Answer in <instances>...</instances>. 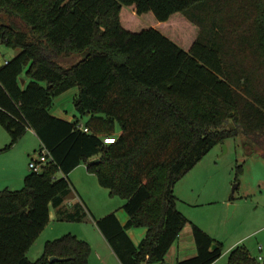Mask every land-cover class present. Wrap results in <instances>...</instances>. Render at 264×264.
<instances>
[{
    "label": "trees",
    "instance_id": "obj_1",
    "mask_svg": "<svg viewBox=\"0 0 264 264\" xmlns=\"http://www.w3.org/2000/svg\"><path fill=\"white\" fill-rule=\"evenodd\" d=\"M124 6L162 22L180 13L178 23L194 28L190 45L156 27L133 29ZM0 45L20 49L0 65L4 149L31 128L53 159L21 188L0 190V264H89L91 245L71 233L48 240L36 260L27 254L52 207L60 220L89 218L81 202L65 204L82 163L125 200V222L116 211L95 219L122 264H166L191 222L177 206L180 178L228 137L264 154V0H0ZM72 88L84 123L51 112ZM133 227L146 228L138 244ZM192 231L197 254L175 264L215 262L222 243L195 223ZM225 264L264 260L237 245Z\"/></svg>",
    "mask_w": 264,
    "mask_h": 264
},
{
    "label": "rangeland",
    "instance_id": "obj_2",
    "mask_svg": "<svg viewBox=\"0 0 264 264\" xmlns=\"http://www.w3.org/2000/svg\"><path fill=\"white\" fill-rule=\"evenodd\" d=\"M131 13L135 15L133 16ZM122 15L125 24H129L135 30L156 27L184 48H187L191 43L194 28L178 23L182 20L178 18L182 16L180 13H175L169 22H162L157 20L152 12L139 15L132 11L131 6H124ZM9 21L23 25L22 20L18 18H9ZM19 51L20 49L0 45V65ZM77 92V88H72L56 97L51 112L64 118L78 117L84 123L88 116L81 117L76 110ZM6 139L8 141H5ZM9 141L8 131L0 124V144L4 147ZM40 146L41 142L38 136L35 133H28L11 147L0 151V154L4 157L12 153H20L27 148H33V156L36 157L39 154ZM4 170H6L4 162L0 158V171ZM87 171V165L83 163L82 166L74 169L73 178L98 179L93 172H91L92 178H85L83 174ZM23 185L24 181L19 187L12 185L11 188H20ZM99 185L98 187L106 192L96 191L90 186L87 191V196H90L88 200L95 207L93 210L95 213H90L89 218L85 221L94 227H97L95 219L106 214L103 212L120 210L119 201L123 203L125 201L117 195L108 196L109 190L101 184ZM5 187L6 184L0 185V190ZM176 192L179 196L178 209L192 223L197 224L222 243L223 253L215 260V264H225L231 249L237 245L246 246L256 257L262 253L264 260V248L261 252L259 250L260 244L264 247V154L258 148H254V144L248 138L239 135L228 137L224 142L217 143L180 178ZM232 204L235 205L234 209H231ZM52 210L54 211V208ZM123 213L126 214L124 209ZM191 222L183 228L182 237L187 247H196ZM77 225L81 226L82 223L60 220L56 218L55 214L51 217L41 237L29 249V258L36 260L42 255L43 251L41 253L37 251V247L41 245L38 244L39 241L46 240L47 236L53 240L67 233L76 232L74 227Z\"/></svg>",
    "mask_w": 264,
    "mask_h": 264
},
{
    "label": "crops",
    "instance_id": "obj_3",
    "mask_svg": "<svg viewBox=\"0 0 264 264\" xmlns=\"http://www.w3.org/2000/svg\"><path fill=\"white\" fill-rule=\"evenodd\" d=\"M57 116H59V115H57ZM60 117H62V116H60ZM66 119L73 120L75 118H73V119L66 118ZM28 133L33 134L35 132L33 129L29 128L21 138H23ZM9 136H10V134H9ZM5 141H8V140L6 139ZM9 142H7L6 145ZM6 145L4 147H2V144H0V151H2L6 147ZM1 156H2V154H0V158L4 162V168L6 170L0 171V185L6 184L5 188H10V189H13V188H11L12 185L14 187H19L21 185V183H23L25 176L31 171L30 168H28V164L31 161V159L35 157V156H33V148L24 149L20 153H12L11 155H5L4 157L3 156L1 157ZM28 160H29V162H28ZM82 165H83V163L80 164L79 166H77L75 168V170ZM73 175H74V170H72L69 174V179H70V182L72 184V191L68 195V197L66 198L65 204L67 206H72L77 202H81L84 205V207L86 206V208L92 214H94L95 212H93V210L95 209V207L88 200V198L90 196H87V191L89 189V186L91 189H96V191H102V192H106V191H103V189H100V187H98V186H100L98 179H76V178L74 179ZM83 176L85 178H89L92 176V173L88 170L86 173L83 174ZM179 181L176 183L175 188H174V191H175L177 196H178V194H177L176 190H177V186H178ZM15 189H19V188H15ZM108 196L111 197L112 195H110V193H108ZM119 204H120V206H119L120 210H117V209L116 210H107V212H103V213L107 214V213L112 212V211H116V212L118 211L117 214L119 216V219L122 222H125L127 220L128 216L125 213H123L122 206L124 203L122 201L121 202L119 201ZM52 209H53V207L51 208L50 217H53L56 214V218H57L56 209L54 208L55 212ZM109 209H111V208H109ZM103 215H105V214H103ZM80 223H82V225L81 226H78V225L75 226L74 229L76 230V232H72L71 234L75 233L74 235L78 236L81 239L86 240L91 245V254H90V258H89V264H122V262L119 260L118 256L116 255V253L114 252V250L110 246L109 242L106 240V238L103 236V234L101 233V231L97 227H94L88 221H82ZM45 229L42 231V233L37 238V240L41 237V235L43 234ZM185 230H186V228H185ZM128 232H129L130 236L132 237V239L134 240V242L136 244H138L145 237L146 228H144V227H137V228L133 227V228H129ZM182 232H183V230L181 231L178 239L174 242V244L169 249L167 255L165 256L166 264H175L176 261H178V260L189 258V257L195 256L197 254V247H194V246L193 247H187L186 246L184 239L182 237ZM45 239L46 240L42 239L38 243V244H41V245H39V247H37V251L40 253L43 251L45 243L52 238H48V236H47V238H45ZM193 239H194V237H193ZM37 240L35 242H37ZM195 246H196V244H195ZM259 246H261V248H259V250L261 252L264 247L262 244H260ZM259 255H262V253H260ZM215 263L216 262H213L212 264H215Z\"/></svg>",
    "mask_w": 264,
    "mask_h": 264
},
{
    "label": "built area",
    "instance_id": "obj_4",
    "mask_svg": "<svg viewBox=\"0 0 264 264\" xmlns=\"http://www.w3.org/2000/svg\"><path fill=\"white\" fill-rule=\"evenodd\" d=\"M4 62H6V60ZM80 127L84 129L85 131H88V128L84 127L83 124H81ZM114 141H115V137L105 138L106 143H112ZM49 155H50V152L46 148H42L39 151V154L36 157L32 158L31 161L29 162L30 170L37 171V172L42 171V169L47 164V162H49L50 160H53L52 157ZM259 248H261V246H259ZM258 259L262 260L263 256L259 255Z\"/></svg>",
    "mask_w": 264,
    "mask_h": 264
},
{
    "label": "water",
    "instance_id": "obj_5",
    "mask_svg": "<svg viewBox=\"0 0 264 264\" xmlns=\"http://www.w3.org/2000/svg\"><path fill=\"white\" fill-rule=\"evenodd\" d=\"M22 83H23V85H24V83H25V81L23 80L22 81ZM98 162H100V159L99 158H94V159H92V160H90V163H98ZM234 206L235 205H231V209L232 208H234ZM230 214H231V211H230ZM215 246V245H214ZM66 258H64V257H59V256H55V255H53V256H51L50 257V261L51 262H55V261H63V260H65ZM154 264H165L164 262H158V263H154Z\"/></svg>",
    "mask_w": 264,
    "mask_h": 264
}]
</instances>
